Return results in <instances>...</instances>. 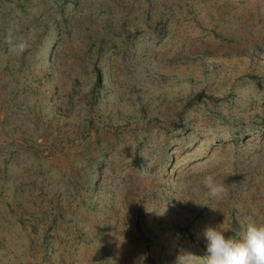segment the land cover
<instances>
[{
  "label": "rangeland",
  "instance_id": "obj_1",
  "mask_svg": "<svg viewBox=\"0 0 264 264\" xmlns=\"http://www.w3.org/2000/svg\"><path fill=\"white\" fill-rule=\"evenodd\" d=\"M246 218L264 0H0V264L198 261Z\"/></svg>",
  "mask_w": 264,
  "mask_h": 264
},
{
  "label": "clouds",
  "instance_id": "obj_2",
  "mask_svg": "<svg viewBox=\"0 0 264 264\" xmlns=\"http://www.w3.org/2000/svg\"><path fill=\"white\" fill-rule=\"evenodd\" d=\"M16 47L22 52L26 43L20 42ZM204 184L211 199H219L225 193L223 185L212 176L205 177ZM226 233L219 226L206 228L207 254L197 261L191 253H184L178 257L177 264H264V222L246 218L240 231Z\"/></svg>",
  "mask_w": 264,
  "mask_h": 264
}]
</instances>
